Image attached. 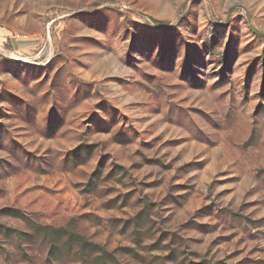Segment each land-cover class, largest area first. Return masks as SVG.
<instances>
[{"label": "rangeland", "instance_id": "374dc122", "mask_svg": "<svg viewBox=\"0 0 264 264\" xmlns=\"http://www.w3.org/2000/svg\"><path fill=\"white\" fill-rule=\"evenodd\" d=\"M0 264H264V0H0Z\"/></svg>", "mask_w": 264, "mask_h": 264}, {"label": "trees", "instance_id": "16d2710c", "mask_svg": "<svg viewBox=\"0 0 264 264\" xmlns=\"http://www.w3.org/2000/svg\"><path fill=\"white\" fill-rule=\"evenodd\" d=\"M58 231H61V230H58ZM78 236V235H77ZM71 240H72V238H71Z\"/></svg>", "mask_w": 264, "mask_h": 264}]
</instances>
